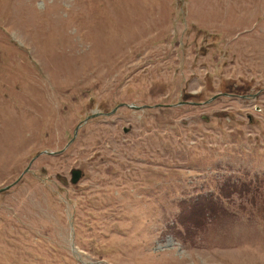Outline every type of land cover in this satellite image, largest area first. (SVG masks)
Returning a JSON list of instances; mask_svg holds the SVG:
<instances>
[{
    "label": "rangeland",
    "instance_id": "obj_1",
    "mask_svg": "<svg viewBox=\"0 0 264 264\" xmlns=\"http://www.w3.org/2000/svg\"><path fill=\"white\" fill-rule=\"evenodd\" d=\"M8 185L0 264H264V0H0Z\"/></svg>",
    "mask_w": 264,
    "mask_h": 264
},
{
    "label": "water",
    "instance_id": "obj_2",
    "mask_svg": "<svg viewBox=\"0 0 264 264\" xmlns=\"http://www.w3.org/2000/svg\"><path fill=\"white\" fill-rule=\"evenodd\" d=\"M130 128H123L124 132H127ZM72 178L71 182L75 183L81 177L82 173L79 169H74L71 171Z\"/></svg>",
    "mask_w": 264,
    "mask_h": 264
}]
</instances>
